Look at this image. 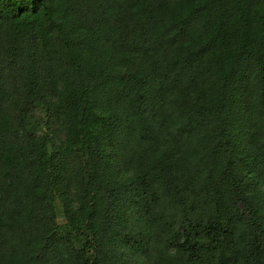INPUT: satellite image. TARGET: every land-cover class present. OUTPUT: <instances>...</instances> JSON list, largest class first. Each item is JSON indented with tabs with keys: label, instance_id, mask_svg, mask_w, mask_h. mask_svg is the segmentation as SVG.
Masks as SVG:
<instances>
[{
	"label": "trees",
	"instance_id": "16d2710c",
	"mask_svg": "<svg viewBox=\"0 0 264 264\" xmlns=\"http://www.w3.org/2000/svg\"><path fill=\"white\" fill-rule=\"evenodd\" d=\"M261 185L264 0H0V264H264Z\"/></svg>",
	"mask_w": 264,
	"mask_h": 264
},
{
	"label": "rangeland",
	"instance_id": "374dc122",
	"mask_svg": "<svg viewBox=\"0 0 264 264\" xmlns=\"http://www.w3.org/2000/svg\"><path fill=\"white\" fill-rule=\"evenodd\" d=\"M84 102V101H83ZM30 131L33 134H43L48 133L58 136V138L63 137V133L60 132L59 127L56 124L55 120V111L53 108H47L39 106L30 119ZM264 191V185L259 186ZM54 213L56 221L59 224L65 222L63 204L61 200L56 197L54 202Z\"/></svg>",
	"mask_w": 264,
	"mask_h": 264
}]
</instances>
